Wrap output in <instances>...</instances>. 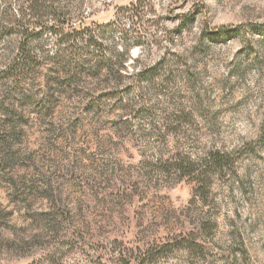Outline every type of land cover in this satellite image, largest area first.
Masks as SVG:
<instances>
[{
    "label": "rangeland",
    "instance_id": "374dc122",
    "mask_svg": "<svg viewBox=\"0 0 264 264\" xmlns=\"http://www.w3.org/2000/svg\"><path fill=\"white\" fill-rule=\"evenodd\" d=\"M5 1L0 264H115L131 254L144 264H264V0H59L70 26L103 33L100 54L112 60L100 65L93 50L67 51L36 28L45 64L18 83L4 69L22 32L8 16L21 0ZM122 30L143 45L130 40L120 69ZM171 53L186 66L136 81ZM179 111L193 126L175 136L167 125ZM210 148L234 162L203 197L187 179L156 173L176 152Z\"/></svg>",
    "mask_w": 264,
    "mask_h": 264
},
{
    "label": "trees",
    "instance_id": "16d2710c",
    "mask_svg": "<svg viewBox=\"0 0 264 264\" xmlns=\"http://www.w3.org/2000/svg\"><path fill=\"white\" fill-rule=\"evenodd\" d=\"M1 3H5V6L9 9V2L0 0V4ZM129 15L132 23H134V20H140V14H138L137 11L131 12ZM8 17L9 22L22 31L18 34L19 41L15 46V54L8 60L4 69V73L8 74L7 77H11L17 83L32 70L45 64V57L43 58V56L40 55V50H38L39 44H37L35 40L38 35V31H35L36 28L43 29V31L45 30L50 33L56 38V44L65 45L67 51L86 56L93 50L95 54H97L93 57L99 58L97 62L100 65L112 60L100 54L103 50L101 41L103 33L93 35V33H89L84 29L82 31H77V29L70 26L72 18L71 13L65 11L64 6L60 5L59 0H21L18 6V13L16 15L10 14ZM185 18L189 22L191 21L189 17ZM46 21L51 23H47ZM32 27H35V29ZM261 33L264 35V28H262ZM1 36L2 34L0 33V38ZM131 36L132 34H130V32L121 31L120 40L121 43L124 44L125 51L119 55H113L115 60L120 63V69L123 68V65L129 59L126 47L130 46V40H134L132 43L135 45H143L142 37L137 35L131 39ZM58 54H61V49L55 51V55L57 56ZM179 65L185 67L186 62L180 55L171 53L169 57H164L146 70L139 72V74L136 75V77H138L136 81L151 83L158 78L157 76L161 71H167L169 75L173 73L174 67ZM172 78L173 75H170L164 80L168 82L174 79ZM120 94H122V97H125L128 96L129 91L123 90L120 91ZM191 126H193L192 113L179 111L172 116L171 123L167 125V128L170 133L176 136L175 133L179 128ZM233 162V157L219 148H210L205 150L202 154L195 156L176 152L171 158L158 162L156 173L164 176L166 179L170 177L176 180L187 179L195 184L196 196L203 197L210 188L215 176L221 174L228 176L227 171H229ZM145 261V259L131 254L129 259L122 261L121 258L117 260L115 264H144Z\"/></svg>",
    "mask_w": 264,
    "mask_h": 264
}]
</instances>
